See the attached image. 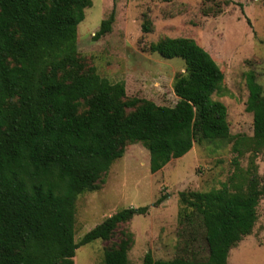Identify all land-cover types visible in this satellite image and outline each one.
Segmentation results:
<instances>
[{
  "label": "trees",
  "instance_id": "1",
  "mask_svg": "<svg viewBox=\"0 0 264 264\" xmlns=\"http://www.w3.org/2000/svg\"><path fill=\"white\" fill-rule=\"evenodd\" d=\"M92 0H0V264H75L79 247L109 241L120 226L150 207L126 208L75 241L76 202L141 142L156 174L196 143L232 144L234 172L220 189L179 193L177 254L143 264H228L230 251L250 235L264 198L256 163L264 136L232 135L227 107L213 96L225 75L191 38H165L150 46L163 59L179 58L185 74L174 89L181 113L141 99L126 100L123 82L112 84L79 57L78 26ZM115 9L94 39L112 32ZM143 33L151 32L145 16ZM248 111L256 80L247 75ZM250 155L244 168L241 158ZM170 196L162 194L160 207ZM130 231L105 251L103 264H130Z\"/></svg>",
  "mask_w": 264,
  "mask_h": 264
},
{
  "label": "rangeland",
  "instance_id": "2",
  "mask_svg": "<svg viewBox=\"0 0 264 264\" xmlns=\"http://www.w3.org/2000/svg\"><path fill=\"white\" fill-rule=\"evenodd\" d=\"M78 26L79 57L112 84L123 82L126 100L134 98L167 106L181 113L175 80L185 74L179 58L163 59L150 46L165 38H191L218 63L225 75L222 90L213 98L227 107L232 135L264 136V0H92ZM115 9L112 32L95 40L103 20ZM145 16L151 25L143 33ZM253 72L257 96L248 111L247 75ZM232 144L196 143L180 159L156 174L150 172V154L141 142L127 143L122 158L98 181V189L81 194L76 202L75 241L107 218L126 208L150 207L123 224L109 241L97 240L76 251L75 264H103L105 251L116 247L123 233L134 234L130 264H143L148 252L155 260H173L177 254L179 193L220 189L234 172ZM250 155L241 158L249 165ZM256 163L264 178V151ZM160 206L152 204L162 195ZM252 233L230 251L228 264H264V198L257 208Z\"/></svg>",
  "mask_w": 264,
  "mask_h": 264
}]
</instances>
